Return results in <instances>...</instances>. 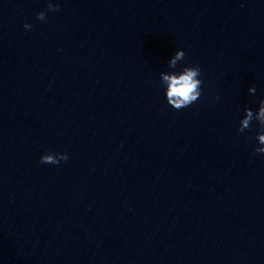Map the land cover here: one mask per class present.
Here are the masks:
<instances>
[{"label": "clouds", "instance_id": "9594fccd", "mask_svg": "<svg viewBox=\"0 0 264 264\" xmlns=\"http://www.w3.org/2000/svg\"><path fill=\"white\" fill-rule=\"evenodd\" d=\"M49 11H58L59 5L54 4L49 0L48 4ZM38 20H45L46 14L41 11L36 14ZM23 27L31 29L32 25L25 23ZM185 57V52L182 49L176 51L175 56L169 61V67L176 68L177 62L182 61ZM201 76V70L198 66H185L178 74H162V80L167 85L166 99L167 103L176 110L189 107L195 103L201 96V85L202 80L199 79ZM255 87L249 89L250 93H255ZM254 119V112L252 109L245 110V116L240 121V127L238 131L244 132L245 129L251 127V123ZM255 120L261 127H264V100L260 101L259 111L255 113ZM256 140L260 145H264V132H261L256 136ZM256 153L264 154V147H257L254 149ZM68 156L66 153H46L40 157V162L43 164H59L61 160H67Z\"/></svg>", "mask_w": 264, "mask_h": 264}]
</instances>
